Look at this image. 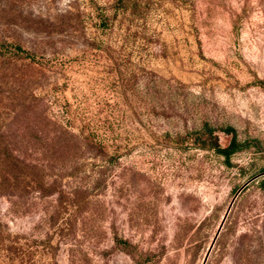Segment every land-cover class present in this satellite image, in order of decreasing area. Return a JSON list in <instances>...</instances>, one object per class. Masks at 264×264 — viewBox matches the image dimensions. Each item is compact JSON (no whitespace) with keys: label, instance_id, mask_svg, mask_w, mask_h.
I'll return each mask as SVG.
<instances>
[{"label":"rangeland","instance_id":"obj_1","mask_svg":"<svg viewBox=\"0 0 264 264\" xmlns=\"http://www.w3.org/2000/svg\"><path fill=\"white\" fill-rule=\"evenodd\" d=\"M0 44V264H264V0H0Z\"/></svg>","mask_w":264,"mask_h":264},{"label":"trees","instance_id":"obj_2","mask_svg":"<svg viewBox=\"0 0 264 264\" xmlns=\"http://www.w3.org/2000/svg\"><path fill=\"white\" fill-rule=\"evenodd\" d=\"M8 47L12 48L8 49ZM7 52L16 55H24L27 58L32 57L20 46L0 44V53L5 54ZM224 133L230 137L225 145L220 142L219 135L213 129L205 125L198 132H196V140L198 141L197 147L200 149L213 150L216 154L224 157L225 159H229L234 153L241 149L242 145L238 142L235 131L233 129L227 128L224 130ZM59 145L63 146L61 144ZM7 157H10V159H7ZM9 160H11V162H15L18 160V156H14L7 145L0 144V169L2 167V164H4V162H9ZM2 177L5 178V176H0V178Z\"/></svg>","mask_w":264,"mask_h":264},{"label":"water","instance_id":"obj_3","mask_svg":"<svg viewBox=\"0 0 264 264\" xmlns=\"http://www.w3.org/2000/svg\"><path fill=\"white\" fill-rule=\"evenodd\" d=\"M221 226V225H220ZM220 226H219V229H220ZM218 233V232H217ZM215 238H216V236H215ZM206 257H207V255H206ZM206 257H205V259H206ZM205 261V260H204ZM204 261H203V263H204Z\"/></svg>","mask_w":264,"mask_h":264}]
</instances>
